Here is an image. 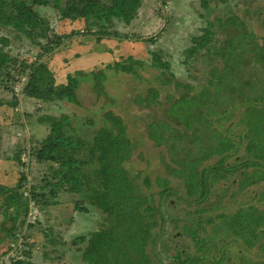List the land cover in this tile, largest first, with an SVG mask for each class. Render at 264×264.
<instances>
[{
	"label": "trees",
	"instance_id": "trees-1",
	"mask_svg": "<svg viewBox=\"0 0 264 264\" xmlns=\"http://www.w3.org/2000/svg\"><path fill=\"white\" fill-rule=\"evenodd\" d=\"M9 1L22 8L18 15L20 27L13 28L17 35L26 37L44 53L61 46L75 33L53 35L49 22L41 16L42 8L57 11L60 21L83 20L84 33L101 40L120 38L118 31L112 30L114 23L128 25L141 6L139 0ZM201 5L207 7V0H201ZM127 37L124 34L122 38ZM191 43L183 50L186 56L182 63L190 66L201 55L208 63L202 74H188L187 78L191 79L179 80L170 70V64L162 62L158 53L153 54V66L159 70L155 77L157 85L146 88L144 94L134 99L138 107L168 105L159 114L155 112L158 117H149L144 127L147 135L143 136L165 151L161 160L167 175L155 177L156 193L143 192L142 185L147 189L152 187L150 177L142 178V171L130 168L137 141L132 138L122 114L107 109L96 123L89 119L74 127L67 115L62 114L58 119L47 116L40 120L48 123L49 132L37 140L38 146L32 152L38 164L47 166L44 177L47 179L40 188L26 189L27 163L22 164L16 185L19 227L27 220L29 202L41 209L56 204L60 194H68L75 197V209L93 210L101 216L96 228L71 239L72 247L81 244L74 249L77 255L73 257L77 261L158 264L147 253V247L163 219L159 210L161 202L175 195L171 189L173 180L182 184L186 200L202 204L196 209L199 216L208 211L205 205L216 184L224 185L231 180L242 190L264 182V34L251 30L242 17L215 16L200 35L191 37ZM8 45L7 37H1L0 87L10 90L16 83L22 86L15 96L12 88V97L6 101L8 106L16 108L18 97L24 95L43 104L53 103L59 109L62 108L58 103L62 101L82 108L77 94L80 80L76 78L80 71L75 76L68 75L66 84L56 86L46 64L40 62L42 55H37L34 62L8 57L5 51ZM115 66L131 68V64ZM200 75L203 80L197 86L194 80ZM94 76L96 90L101 93L102 74L98 72ZM168 84L174 91L165 93L163 103L162 87ZM16 160L20 163V152ZM46 187H50L48 194L44 193ZM2 190L0 185V208L13 206ZM217 219V223L210 217L206 220L214 237L218 233L230 234L246 247H256L264 253V190L257 194L255 203L220 214ZM202 225L198 222L195 226H183L182 234L188 236L197 254L179 250L175 256L177 264H200L203 254L212 249V240L206 237L208 230Z\"/></svg>",
	"mask_w": 264,
	"mask_h": 264
},
{
	"label": "rangeland",
	"instance_id": "rangeland-1",
	"mask_svg": "<svg viewBox=\"0 0 264 264\" xmlns=\"http://www.w3.org/2000/svg\"><path fill=\"white\" fill-rule=\"evenodd\" d=\"M139 1L141 6L128 25L114 23L112 30L118 31L120 38L101 40L84 33L83 20L60 21L57 11L51 7L42 8L41 16L49 22L53 35L75 33L61 46L44 53L43 49L33 46L26 37L17 35L14 30L20 27L18 15L22 10L21 5L0 0V38L7 37L9 40L5 49L9 53L7 56L34 62L37 55H42L40 62L46 64L56 86L66 84L68 75L75 76L80 71L76 78L80 80L77 94L82 105V108L75 107L62 101L58 103L62 108L59 109L53 103L43 104L20 95L18 106L12 108L6 101L11 99L13 92L14 96L19 93L21 84H14L13 92L11 87L10 90L0 87V102H3L0 104V185L3 186L2 192L8 194L13 203L11 207L0 208V264H81L73 257L77 255L75 247L81 244L72 247L71 239L79 234L85 235L101 221L100 214L93 210L82 212L75 209V197L60 194L56 198V204L42 206L41 209L32 201L29 202L27 220L19 227V193L16 185L19 172L23 169L22 164L27 163L24 168L26 189L31 186L40 188L45 185L44 179H47L44 178L48 173L47 166L38 164L32 155L33 149L38 146L37 140L44 138L49 132L48 123L40 120L41 118L53 116L58 119L64 114L74 127L89 119L96 123L101 113L107 109L122 114L129 124L132 138L137 141L130 168L142 171V178L150 177L152 187L147 189L142 185V191L154 194L155 177L167 175L161 160L165 151L143 136L147 135L144 127L149 117H158L156 113L159 114L168 105L163 106L161 103L144 108L134 103L136 95L144 94L146 88L157 85L155 77L159 75V70L153 66V54L158 53L162 62L170 64V70L177 79L189 80L191 77L187 78L188 74H202L208 63L200 55L197 56V62H191L190 66L184 65L182 61L186 55L183 50L192 44L191 37L200 35L215 16L242 17L251 30L259 35L264 34V0H207V7L201 5V0ZM124 34L128 37L122 38ZM117 64H131V68L125 70L115 66ZM98 72L102 74L101 93L96 90L97 79L94 75ZM202 80V75L198 76L194 80L195 85L199 86ZM23 81L24 78L20 83ZM173 91L171 84L163 85L161 101L164 103L165 93ZM19 152L20 163L16 160ZM139 182L141 184V180ZM225 183L223 185L220 182L213 187L209 202L205 205L208 211L199 216L196 209L202 204L186 200L182 184L173 180L171 189L175 195L165 201L162 199L164 202H161L159 210L163 219L154 230L156 235L147 247V253L154 262L177 264L176 253L182 249L190 255L197 254L196 248L188 236L182 234V230L184 225L195 226L201 222L208 230L206 237L212 240V249L209 248L203 254L204 260L200 264L264 263V253L256 247L248 248L230 234L218 233L214 237L209 231L211 225L206 224L209 217L217 223L220 214H228L239 207L255 203L257 194L264 190V182L242 190L231 180ZM49 191L50 187L44 188V193L48 194ZM0 201L2 203L1 198ZM28 223H32L31 226ZM10 234L14 237H10Z\"/></svg>",
	"mask_w": 264,
	"mask_h": 264
}]
</instances>
